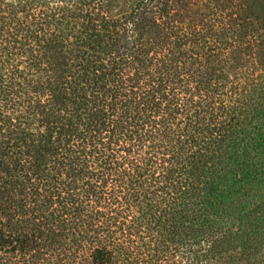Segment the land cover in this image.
<instances>
[{
    "label": "trees",
    "instance_id": "trees-1",
    "mask_svg": "<svg viewBox=\"0 0 264 264\" xmlns=\"http://www.w3.org/2000/svg\"><path fill=\"white\" fill-rule=\"evenodd\" d=\"M0 0V264H264V0Z\"/></svg>",
    "mask_w": 264,
    "mask_h": 264
},
{
    "label": "rangeland",
    "instance_id": "rangeland-1",
    "mask_svg": "<svg viewBox=\"0 0 264 264\" xmlns=\"http://www.w3.org/2000/svg\"><path fill=\"white\" fill-rule=\"evenodd\" d=\"M52 4H53L54 6H56V5H57L56 0H53L52 2H50V6H51V7H53Z\"/></svg>",
    "mask_w": 264,
    "mask_h": 264
}]
</instances>
